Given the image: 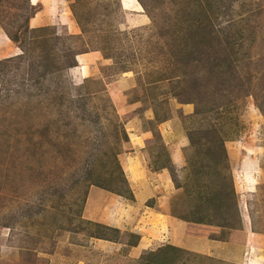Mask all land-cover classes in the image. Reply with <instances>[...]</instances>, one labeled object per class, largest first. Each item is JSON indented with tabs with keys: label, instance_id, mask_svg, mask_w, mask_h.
<instances>
[{
	"label": "rangeland",
	"instance_id": "1",
	"mask_svg": "<svg viewBox=\"0 0 264 264\" xmlns=\"http://www.w3.org/2000/svg\"><path fill=\"white\" fill-rule=\"evenodd\" d=\"M94 52L95 62L80 58ZM80 95L88 104L71 100ZM146 131L150 171L172 180H161L169 203L201 217L210 196L225 238L246 207L264 233V188L244 202L235 188L240 158L264 164V0H0V264H147L159 254L164 242L144 249L153 216L140 217L156 202L157 175L138 201L124 182L140 153L130 139ZM222 190L235 195L213 202ZM109 193L126 204L102 224L121 230L115 243L85 218ZM175 253V264H237Z\"/></svg>",
	"mask_w": 264,
	"mask_h": 264
},
{
	"label": "crops",
	"instance_id": "2",
	"mask_svg": "<svg viewBox=\"0 0 264 264\" xmlns=\"http://www.w3.org/2000/svg\"><path fill=\"white\" fill-rule=\"evenodd\" d=\"M36 4H34V6H36ZM39 14L40 13L38 12L35 17L31 19V21L36 20V18L39 17ZM73 28L76 32V27L73 26ZM98 57V54L94 52L91 54L83 55L80 58L84 62L91 63L95 62ZM83 68L88 69L86 65H83ZM167 125H160L158 127V130L164 139L169 137L168 140H170L171 137H173L171 135L173 132H169L170 128ZM151 136L152 131H146L145 133H142L141 137H136L137 141L135 142V144V140H133L132 137L130 139V144L133 143V149H140L137 161L133 162L134 158L129 159L126 162L127 168L124 166V170L128 179V184L132 190L131 192L134 194L136 201H138L139 198L142 199L143 191H145V189L149 188L148 186H150L145 181L148 182V179H150L153 175H157L154 177L157 180L158 184H161V180H163V183L165 181V183L163 184V189H165L164 185L166 189H168L169 181L172 182L167 169L162 172H152V170L150 171V167L148 166V164L151 161H149L150 157L146 145L150 144ZM179 161L174 160V158H172L173 164L178 165ZM232 164H234V161L232 162ZM235 164L237 165L236 175L239 176V180L242 184L241 189L238 188L237 184H235V188L236 193L241 196V198L243 195L246 198L245 194L256 192V190L260 186L264 188V164L260 159L254 160L251 157H244L240 158V160L237 161ZM244 174L249 177L248 180H251L250 182L252 183H246ZM152 185L155 186V189H158L155 190V193H157V195H155L156 202L153 206H146L148 210L140 211L141 218H145V214L149 213L153 216L154 220V222L152 223L153 226L148 228V230H151L149 231L151 239L149 238L145 242L146 248L144 249L151 248L153 246H156L158 243L164 242L162 246L159 247L164 246V248H166L168 246H172L173 248L180 249L181 251L185 250L199 254L203 257H213L216 259L230 261L237 264H246V262L253 264H264V233L254 230V223L252 220L253 215L248 208L245 207L244 209L243 207H241L243 227L235 230L230 229L229 234L228 236H226V238L225 235H223L224 237H219L220 233H217L222 227L218 228L214 225L192 222L190 212L187 211L186 213L184 211L185 207L182 206L180 202H177L176 204L173 203L174 205L171 201L169 203V193H164V190L162 189V184L160 186H157L155 184ZM150 188L153 187L150 186ZM245 188L247 190H244ZM99 193L100 191L98 188L92 187L88 194L89 199H92L94 196H97L98 198L100 196ZM105 197L107 198L106 206H108L109 209L105 211L106 206H103L102 213H97V216H94L95 214L92 211H90L91 214H89L87 210L85 218H88L89 220L96 223L111 226L114 222H110V220L116 221L115 215H120L122 212V209H120L121 205L124 206L126 204H120V206L118 207L115 204L118 200L114 197V194L109 193L106 194ZM148 197L152 198L154 196ZM241 200L243 202L245 201L244 198H242ZM139 203L140 202H138L137 204L139 205ZM175 205H177V207ZM111 210L113 213L115 212L113 215L109 214ZM135 217L137 218V220L138 218H140L137 216ZM257 218V221L259 220L258 225L260 222L264 223V219H260V217ZM120 220L121 219H119L118 221ZM139 221L145 220L140 219ZM145 223L149 224L148 221H145ZM145 225L146 224H144V226ZM118 226L120 228L121 222H118ZM144 226L139 227L145 228ZM161 239H164V241ZM159 247L157 248L159 249ZM144 249H138V251L142 250L139 255L143 253ZM152 250L154 251L155 249Z\"/></svg>",
	"mask_w": 264,
	"mask_h": 264
},
{
	"label": "trees",
	"instance_id": "3",
	"mask_svg": "<svg viewBox=\"0 0 264 264\" xmlns=\"http://www.w3.org/2000/svg\"><path fill=\"white\" fill-rule=\"evenodd\" d=\"M37 14L36 12V9H35V13H34V16L30 17L29 20L31 21L32 18L35 17V15ZM29 23V21H28ZM28 29V28H27ZM30 29V28H29ZM20 37L19 36H14L12 37L11 39L18 43V41L20 40L19 39ZM75 67V66H74ZM69 68H73V64H69ZM86 99H88L87 97L83 96V95H80L74 99H71L72 101H76V102H81V103H86L88 104V100L86 101ZM119 165V164H118ZM120 167V166H118ZM120 172L123 174V171L120 170ZM89 186H92V185H95L96 187H99V188H102V189H106L110 192H113L111 191L110 189H108L105 184L102 185L100 184V182H98L97 180H89ZM124 182H126V186L128 185V181L126 179V177L124 178ZM225 188V186H224ZM224 190L220 191V194H218L215 198L212 199L213 202L215 201H218L220 202L219 204H223L225 201L228 200V198L230 197L229 193L231 194V196L233 197L235 194H234V191L232 192H229V193H226V192H223ZM113 193H116V192H113ZM116 194H119L120 196L122 197H126L124 194H120V193H116ZM211 200V197L210 196H202V198H200V202L203 204H200L198 207L200 208V211H201V214H204L205 216H201V217H193L192 218V222H195V223H200V224H209V225H214L215 224V219H214V216L216 214H221L222 213V210L220 208H217L216 206L213 208V211L211 210V204L210 201ZM206 206H205V205ZM213 216V217H212ZM89 223H92V222H89ZM98 228H102V229H105V230H108V232H111V234H104V235H97L98 237H101V239H105V240H108V241H111V242H118L121 240V235H122V232L120 229L118 228H112V227H109V226H104L102 224H95ZM216 225V224H215ZM218 226H220L218 224ZM161 251H158L159 254L157 253H154L151 256L152 259H150V262H148L147 264H175L177 262V255H176V251H181L177 248H173L172 246H168L166 248H162L160 249ZM170 252H172L174 255L170 254Z\"/></svg>",
	"mask_w": 264,
	"mask_h": 264
}]
</instances>
